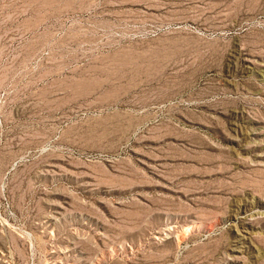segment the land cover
Here are the masks:
<instances>
[{"label": "rangeland", "instance_id": "rangeland-1", "mask_svg": "<svg viewBox=\"0 0 264 264\" xmlns=\"http://www.w3.org/2000/svg\"><path fill=\"white\" fill-rule=\"evenodd\" d=\"M0 264H264V0H0Z\"/></svg>", "mask_w": 264, "mask_h": 264}]
</instances>
